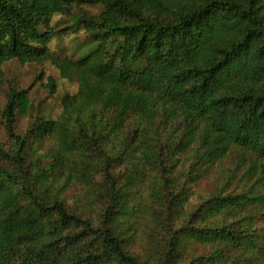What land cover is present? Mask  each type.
<instances>
[{"label":"trees","instance_id":"obj_1","mask_svg":"<svg viewBox=\"0 0 264 264\" xmlns=\"http://www.w3.org/2000/svg\"><path fill=\"white\" fill-rule=\"evenodd\" d=\"M56 15L95 46L57 120L9 88L0 264H264V0H0V78Z\"/></svg>","mask_w":264,"mask_h":264},{"label":"rangeland","instance_id":"obj_2","mask_svg":"<svg viewBox=\"0 0 264 264\" xmlns=\"http://www.w3.org/2000/svg\"><path fill=\"white\" fill-rule=\"evenodd\" d=\"M102 11L100 6H86L75 9L77 15L88 13L98 16ZM51 29L56 34L47 45L46 52L51 58L41 63L21 64L12 60L2 66L3 75L0 78V146L11 148V143L5 133L2 111L7 101L10 87L26 91L30 100V109L27 115L18 116L16 131L25 135L31 124L38 118L57 120L63 112L62 99L68 95H76L79 85L73 76V70L66 63H74L85 58L95 44L82 26H76L70 16L56 15L51 22ZM62 31V32H60ZM56 82V92L51 94L48 80ZM175 125V123H171ZM168 127L162 130L160 138H167L171 130ZM166 132V133H165ZM164 139V140H165ZM185 161V160H183ZM47 165V160L42 161V168ZM188 165V164H187ZM186 165V166H187ZM200 194H195L186 207L187 211L194 208ZM91 213L97 214V208Z\"/></svg>","mask_w":264,"mask_h":264}]
</instances>
